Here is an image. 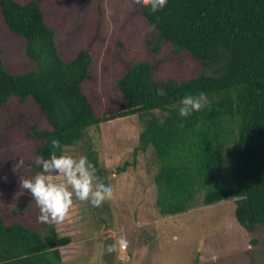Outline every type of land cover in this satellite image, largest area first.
I'll list each match as a JSON object with an SVG mask.
<instances>
[{
    "label": "trees",
    "instance_id": "trees-1",
    "mask_svg": "<svg viewBox=\"0 0 264 264\" xmlns=\"http://www.w3.org/2000/svg\"><path fill=\"white\" fill-rule=\"evenodd\" d=\"M44 1L0 0L8 30L25 38V53L34 62L26 71H12L0 52V108L12 97L34 101L49 127H33L28 138L35 157L48 158L51 139L59 138L65 149L74 146L104 119L83 89L92 55L83 48L70 59L63 56ZM140 9L149 26H156L155 52L161 42H170L204 68L183 81L159 79L154 63L145 59L118 78L123 101L112 118L142 120L134 161L118 171L152 146L162 215L187 212L200 194L206 205L236 199L238 222L254 231L264 225V0H168L157 12ZM201 92L207 95L205 107L182 117L181 99ZM85 155L99 165L91 142ZM39 170L36 165L35 173ZM72 242L55 224L8 222L0 212V264H64L61 247Z\"/></svg>",
    "mask_w": 264,
    "mask_h": 264
},
{
    "label": "rangeland",
    "instance_id": "rangeland-1",
    "mask_svg": "<svg viewBox=\"0 0 264 264\" xmlns=\"http://www.w3.org/2000/svg\"><path fill=\"white\" fill-rule=\"evenodd\" d=\"M43 8L48 23L58 28L57 41L66 59L83 48L92 55L83 89L104 119L66 150L85 155L91 142L99 156L97 175L114 188L113 199L101 207L75 201L70 217L55 224L61 235L73 239L61 247L64 264H264V225L254 231L242 226L235 214L236 199L206 205L200 194L187 212L162 215L156 205L159 163L153 147L118 171L126 161H134L142 130L139 115L112 118L123 101L118 78L136 61L147 59L154 63L157 78L183 81L202 71V61L170 42H161L155 52L157 35L134 0H45ZM25 45L24 37L8 30L0 10V52L8 69L26 71L34 65ZM33 127L49 124L31 98L12 97L0 108V212L8 222L37 227L42 223L31 194L25 190L17 196L19 177L35 174V145L28 138ZM21 158L23 169L13 172ZM121 236L128 246L107 253L106 246Z\"/></svg>",
    "mask_w": 264,
    "mask_h": 264
},
{
    "label": "clouds",
    "instance_id": "clouds-1",
    "mask_svg": "<svg viewBox=\"0 0 264 264\" xmlns=\"http://www.w3.org/2000/svg\"><path fill=\"white\" fill-rule=\"evenodd\" d=\"M168 0H134L136 5L150 7L157 12L167 5ZM156 26L151 25L150 31ZM207 103V95L203 92L197 95H186L180 101L179 114L189 117L193 112H199ZM51 154L48 158L35 157L39 167L34 175L19 177L21 192L26 190L31 194L39 208L38 223L49 225L63 223L68 219L74 208L75 201L90 202L94 207H101L106 201L113 199L114 188L105 184L97 175L95 164L89 161L88 156L76 155L62 147L59 138L50 141ZM24 159H19L13 165V172L19 173L24 167ZM114 243L106 246L109 254L119 252L128 246L129 241L123 236L114 237Z\"/></svg>",
    "mask_w": 264,
    "mask_h": 264
}]
</instances>
